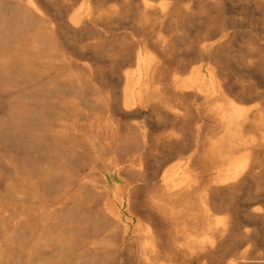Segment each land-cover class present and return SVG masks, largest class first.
Wrapping results in <instances>:
<instances>
[{
	"label": "bare ground",
	"instance_id": "obj_1",
	"mask_svg": "<svg viewBox=\"0 0 264 264\" xmlns=\"http://www.w3.org/2000/svg\"><path fill=\"white\" fill-rule=\"evenodd\" d=\"M235 1L0 0V92H73L67 112L13 98L0 119L19 152L4 158L0 264H107L130 244L143 264H264V189L261 207L237 195L264 181V89L229 69L231 34L207 15ZM250 3L264 25V0ZM134 14L139 38L121 30ZM240 61L264 84V64ZM145 116L178 128L154 133ZM139 198L151 222L137 220L131 243L121 231Z\"/></svg>",
	"mask_w": 264,
	"mask_h": 264
},
{
	"label": "rangeland",
	"instance_id": "obj_2",
	"mask_svg": "<svg viewBox=\"0 0 264 264\" xmlns=\"http://www.w3.org/2000/svg\"><path fill=\"white\" fill-rule=\"evenodd\" d=\"M188 1V0H184ZM251 0H236L233 4H228L223 9L222 12H220L217 8H211L209 9L207 15L209 18L215 20L216 18H219L225 27V29L230 32L231 36L228 38L226 42L227 47V64L229 66V69L234 73V75L237 78H242L244 81H252L254 82L257 87L264 89V84L260 82L258 77H256L255 74L252 72H249L246 70V68L243 66V63L236 61L239 58L246 60H252L253 62H258L260 64H264V52L261 53H255L250 52L249 48L253 47V37L254 35H258L261 38L264 39V25L260 21L259 13L255 8L251 5ZM79 5V4H78ZM140 24L139 20L137 19L136 15H132L131 17L126 18L125 22L122 24V27L120 25V28L122 31L129 32L131 35L133 33L134 38L141 37L140 34L142 31H139L136 29V26ZM206 23L204 20L199 21H193L188 23V29L186 32L189 33V36L192 39H200L205 32ZM148 29H153V24L149 23L147 24ZM71 40L66 36L63 47L67 50L74 51L77 53L76 47L70 43ZM181 58V56H180ZM190 58H192L190 56ZM105 55L100 57L99 64L103 68H105V72H107L108 66L106 64ZM105 63V66H104ZM123 68H120L121 71ZM103 71V72H104ZM105 72L103 74H105ZM120 84V81L117 82V86ZM29 89V88H28ZM48 93H52L53 96L45 99L42 102H33L32 100L28 99L27 97H22L23 92H27L29 90L25 89L21 91H17L14 93V97H11L9 99H6L5 92H0V119L5 118V113L8 112L11 103L13 101V98L18 103H27L29 101L31 102V106H43L44 108H47L48 110L55 109V110H61L63 112L68 111V106L64 104L60 99H70L72 96L71 91L64 87L59 89L58 91L53 90L52 88H47ZM20 92V93H19ZM25 94V93H23ZM19 95V97L17 96ZM24 96V95H23ZM27 96V94H26ZM13 99V100H14ZM260 98L257 99L259 101ZM256 102V100L254 101ZM90 109V107H89ZM88 109V110H89ZM96 110L100 109L99 106H96ZM3 116V117H2ZM50 123L52 126H59L61 123L60 120L57 119H51ZM137 123L144 124V126L149 130L153 131L157 134H163L167 132H172L177 130V126L174 124H165L160 123L156 124L154 121H152V118L150 116H145L144 118H141L140 121ZM10 153L13 155V158L16 157V159L19 157V152L17 149H14L10 146L8 142H4L3 140H0V192L1 189H3L4 183H6V179L11 176L12 169L8 164H6L4 158H7V154ZM149 172L148 164L146 165L145 174ZM264 189V181L261 180V182L257 183H251L250 185H247L246 187H243L237 192V195L241 199L245 200H251L256 207H261L263 203V197L259 194L261 190ZM141 198L135 201L134 206H132L131 211L127 214L129 216L128 218V225L129 227H126V231H121L122 234L125 235L126 241L133 242L134 235L136 234V223L137 220H140L142 222H151V218L148 215L147 208L143 205H137L142 203ZM29 200L23 199L20 202H18L15 205L14 211H23L24 209H29L30 207ZM160 224V222H159ZM166 225V224H165ZM120 230H123L122 228ZM115 247V246H114ZM259 250L264 249V245L258 244ZM128 252L125 251L124 256L117 255V253L110 255L111 258L109 261H107V264H143V261L139 258V256L135 255L133 251H135V248L133 246H128ZM123 260V261H122ZM140 262V263H139ZM176 262V261H174ZM178 262V261H177Z\"/></svg>",
	"mask_w": 264,
	"mask_h": 264
}]
</instances>
